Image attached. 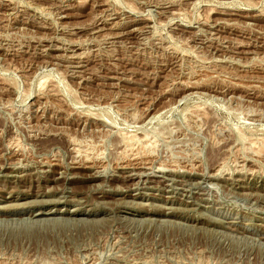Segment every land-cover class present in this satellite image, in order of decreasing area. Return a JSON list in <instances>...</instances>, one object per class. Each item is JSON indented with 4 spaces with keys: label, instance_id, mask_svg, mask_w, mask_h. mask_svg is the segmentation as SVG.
<instances>
[{
    "label": "rangeland",
    "instance_id": "rangeland-1",
    "mask_svg": "<svg viewBox=\"0 0 264 264\" xmlns=\"http://www.w3.org/2000/svg\"><path fill=\"white\" fill-rule=\"evenodd\" d=\"M260 145L264 0H0V264H264Z\"/></svg>",
    "mask_w": 264,
    "mask_h": 264
},
{
    "label": "bare ground",
    "instance_id": "bare-ground-1",
    "mask_svg": "<svg viewBox=\"0 0 264 264\" xmlns=\"http://www.w3.org/2000/svg\"><path fill=\"white\" fill-rule=\"evenodd\" d=\"M109 20V19H108ZM106 21V20H105ZM74 58V57H73ZM42 84H44V83H42ZM189 84V83H188ZM147 135V134H146ZM146 137V136H145ZM120 139V138H119ZM263 139V138H262ZM125 141H127L126 142V146L125 147H128V149L127 150H125L124 151V158L126 159V158H129L130 160H132V162H133V160L135 161V160H138L140 157L139 156H142L144 153H145V151H147L146 149L147 148H150V146H151V142L149 143V141H147V140H145V139H141V138H138V137H136V136H131V137H129V138H125L124 139ZM252 140V139H251ZM139 144L140 146H141V152H143V153H141L140 152V149H139V151L137 152V151H133V149H132V145L133 144ZM138 145V146H139ZM253 146V145H252ZM254 146H255V144H254ZM253 146V147H254ZM261 147L260 148H263L264 146L263 145H260ZM256 147V146H255ZM252 148V147H251ZM256 149V148H255ZM151 150V149H150ZM253 150V149H252ZM247 152V151H246ZM257 153V152H256ZM79 154V153H78ZM147 154V153H146ZM253 154V153H252ZM145 155V154H144ZM146 156V155H145ZM85 157V156H84ZM90 158V157H89ZM88 158V156H86L85 157V160H88L89 159ZM144 158H146V157H144ZM91 159V158H90ZM142 158H140V163L139 164H141V165H144L145 164V162L144 161H142L141 160ZM127 160H125V162H126ZM89 162V161H88ZM131 162V163H132ZM87 163V162H86ZM90 163H92V161H90ZM90 163H88V164H90ZM131 163L129 164V165H131ZM19 164V163H18ZM55 164V163H54ZM128 165V166H129ZM140 165V166H141ZM91 166V167H90ZM88 168L86 167V169H89V170H94L95 168H94V165L93 164H91ZM96 166H97V164H96ZM121 166V165H120ZM38 167V166H37ZM83 167V166H82ZM94 168V169H93ZM98 168V167H97ZM141 168H143V167H141ZM119 169V168H118ZM121 169V168H120ZM126 169H128V167L125 165V167L123 168V170H126ZM146 169V168H145ZM97 172H98V169H97ZM100 172V171H99ZM33 174V173H32ZM95 175H96V171H95ZM98 175V174H97ZM21 176V175H20ZM37 177V176H36ZM91 177V176H90ZM94 176H92L91 178H93ZM151 177V176H150ZM139 179V178H138ZM1 192V191H0ZM2 192H5V191H2ZM16 199H18V197H16L15 198V196H14V193H9V197L8 198H5V197H3V195L2 194H0V200H3V201H13V200H16ZM21 206L20 205H14V206H12V207H6L5 208V210H15V209H19ZM47 212V211H46ZM51 212H52V210H51ZM50 213V211L49 212H47V214L48 215H50L49 214ZM59 213V212H58ZM74 214L75 213H78L77 211H74L73 212ZM46 213H43V212H38V213H36V214H34V216H38V215H45ZM37 224V223H36ZM50 224V223H49ZM55 224V223H54ZM31 225V224H30ZM33 225V224H32ZM31 225V226H32ZM1 263V262H0Z\"/></svg>",
    "mask_w": 264,
    "mask_h": 264
}]
</instances>
